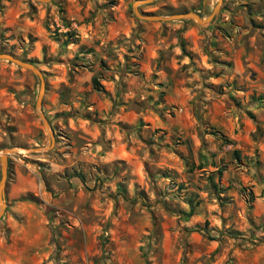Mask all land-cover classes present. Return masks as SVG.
Here are the masks:
<instances>
[{"label": "rangeland", "instance_id": "374dc122", "mask_svg": "<svg viewBox=\"0 0 264 264\" xmlns=\"http://www.w3.org/2000/svg\"><path fill=\"white\" fill-rule=\"evenodd\" d=\"M138 1L0 0V259L264 264V0Z\"/></svg>", "mask_w": 264, "mask_h": 264}, {"label": "water", "instance_id": "95a60500", "mask_svg": "<svg viewBox=\"0 0 264 264\" xmlns=\"http://www.w3.org/2000/svg\"><path fill=\"white\" fill-rule=\"evenodd\" d=\"M35 1L42 2V3H48L51 0H35ZM153 1L154 0H141V1L134 3L133 9L135 11V14L144 20H153V21H169V20H179V19H183V18H188V19L195 20L199 25L209 24L213 20L214 16L216 15V13L219 10V3L221 2V0H218V3L214 7L212 13L209 16H207L206 18H201L199 15H197L196 13H193V12L179 13V14L171 15L169 17H162V16H158V15H154V14H141L137 11V9H136L137 5L149 4V3H152ZM0 60H4V61L10 62V63H13L19 67L28 69L34 75H36L39 78L40 86H39V92H38V97L36 100L35 108H36V111H37L39 117L43 120V125H44V127L48 133L50 140H52L53 136H52L51 130L48 126L47 121L43 118V115L41 112V101H42V95H43V91H44V81H43V77H42L41 72L32 64L25 62V61H22V60L14 57L13 55H11L9 53H1L0 52ZM13 152H15V149H6L3 151V153L0 157V162H1L0 218L2 217L4 210H5L4 190H5V183H6L7 155L10 153H13Z\"/></svg>", "mask_w": 264, "mask_h": 264}, {"label": "trees", "instance_id": "16d2710c", "mask_svg": "<svg viewBox=\"0 0 264 264\" xmlns=\"http://www.w3.org/2000/svg\"><path fill=\"white\" fill-rule=\"evenodd\" d=\"M70 34L71 33H68V32L65 33L66 39H65L63 44H68L69 43V39L68 38H70V36H71ZM0 52H1V50H0ZM91 81H92L93 89L95 91L104 92L103 87L100 85V83L98 82L96 77H93ZM220 138L223 139V141H226V138L223 135H220ZM220 173H221V171H218V174H220ZM189 205H190V208H191L189 214H191L192 211H193V205H191V202H189Z\"/></svg>", "mask_w": 264, "mask_h": 264}, {"label": "crops", "instance_id": "0c3cea01", "mask_svg": "<svg viewBox=\"0 0 264 264\" xmlns=\"http://www.w3.org/2000/svg\"><path fill=\"white\" fill-rule=\"evenodd\" d=\"M7 252L10 254L11 253V247L8 246L7 247ZM5 259H0L2 264H14V262L12 261V257L10 255L4 257ZM5 262V263H4Z\"/></svg>", "mask_w": 264, "mask_h": 264}, {"label": "bare ground", "instance_id": "6f19581e", "mask_svg": "<svg viewBox=\"0 0 264 264\" xmlns=\"http://www.w3.org/2000/svg\"><path fill=\"white\" fill-rule=\"evenodd\" d=\"M21 151V150H20Z\"/></svg>", "mask_w": 264, "mask_h": 264}]
</instances>
